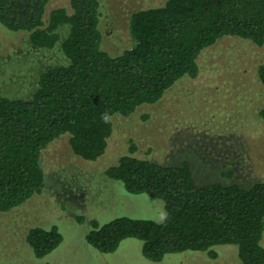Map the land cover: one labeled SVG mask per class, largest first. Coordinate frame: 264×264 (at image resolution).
<instances>
[{
  "label": "trees",
  "instance_id": "trees-1",
  "mask_svg": "<svg viewBox=\"0 0 264 264\" xmlns=\"http://www.w3.org/2000/svg\"><path fill=\"white\" fill-rule=\"evenodd\" d=\"M51 0H0V25L24 32L32 45H60L68 62L42 71L30 97L0 94V211L21 206L45 187L42 152L63 134L75 154L97 160L113 134L112 116L132 115L156 103L184 76L198 77L205 48L235 36L264 45V0H166L130 15L134 43L119 54L102 46L101 0H69L49 12ZM264 83V63L258 66ZM264 121V107L259 111ZM104 117H107L105 120ZM106 175L130 193L164 200V221L121 216L91 220L88 242L103 253L128 237L144 243V255L238 247L240 264H264V179L199 185L190 161L167 165L136 155L137 145ZM232 177L233 171L223 172ZM82 219V218H80ZM27 241L43 257L63 241L58 226H32Z\"/></svg>",
  "mask_w": 264,
  "mask_h": 264
},
{
  "label": "rangeland",
  "instance_id": "rangeland-1",
  "mask_svg": "<svg viewBox=\"0 0 264 264\" xmlns=\"http://www.w3.org/2000/svg\"><path fill=\"white\" fill-rule=\"evenodd\" d=\"M165 1L101 0L103 48L119 54L131 47V13ZM59 6L70 9L69 0H51L47 11ZM67 62L60 45L36 47L26 33L0 25V94L30 97L42 71ZM198 62V77L184 76L158 102L145 103L130 116L114 114L113 134L97 160L75 154L68 133L43 150V191L21 206L0 211V264H240L233 244L216 246L215 258L207 251H184L152 261L139 238H125L110 253L87 240L93 219L103 225L121 216L159 222L167 216L164 200L130 193L122 181L105 173L131 142L140 157L167 165L190 161L199 185L238 181L247 186L264 179V121L259 115L264 83L257 73L264 63V45L225 36L205 48ZM230 170L232 177L222 174ZM35 225H56L63 234L61 244L43 257L27 241Z\"/></svg>",
  "mask_w": 264,
  "mask_h": 264
},
{
  "label": "clouds",
  "instance_id": "clouds-1",
  "mask_svg": "<svg viewBox=\"0 0 264 264\" xmlns=\"http://www.w3.org/2000/svg\"><path fill=\"white\" fill-rule=\"evenodd\" d=\"M104 119L106 120V119H107V117H104Z\"/></svg>",
  "mask_w": 264,
  "mask_h": 264
}]
</instances>
